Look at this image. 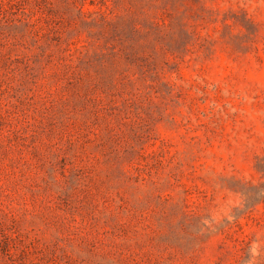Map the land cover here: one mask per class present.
Instances as JSON below:
<instances>
[{"label":"rangeland","instance_id":"1","mask_svg":"<svg viewBox=\"0 0 264 264\" xmlns=\"http://www.w3.org/2000/svg\"><path fill=\"white\" fill-rule=\"evenodd\" d=\"M0 264H264V0H0Z\"/></svg>","mask_w":264,"mask_h":264}]
</instances>
